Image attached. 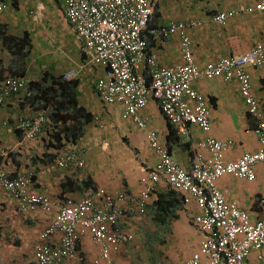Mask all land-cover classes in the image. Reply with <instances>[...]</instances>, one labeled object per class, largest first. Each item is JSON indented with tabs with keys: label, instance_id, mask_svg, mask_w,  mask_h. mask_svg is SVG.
<instances>
[{
	"label": "crops",
	"instance_id": "obj_1",
	"mask_svg": "<svg viewBox=\"0 0 264 264\" xmlns=\"http://www.w3.org/2000/svg\"><path fill=\"white\" fill-rule=\"evenodd\" d=\"M2 1L6 6L0 12V92L8 77H24L26 82L0 102V146L7 152L0 160L1 168L10 177L31 174L30 191L45 193L55 205L78 201L89 191L114 198L122 195L123 200H116L123 209L117 226L133 237L111 251L116 264L141 260L147 264H180L192 256L199 250L204 231L196 220L200 208L194 199L186 200L184 190L160 178L144 211L137 207L143 187L140 178L158 159L147 133L155 131L171 158L185 170L192 165L197 142L208 136L229 141L224 154L227 160L256 151L260 142L254 128L259 120L264 121V63L247 67L260 117L248 111L236 79L212 77L192 82L209 108V131L195 124L180 130L163 116L153 99L139 112L146 123L142 128L124 114L120 103H106L99 97L95 83L103 74V67L87 60L81 40L65 16L66 0ZM151 1L153 13L144 36L148 52L157 53L159 65L182 61L179 35H157L150 30L179 21L188 25L194 57L200 65L240 55L255 43H264V14L245 11L256 0ZM229 9L240 12L223 25L212 20L217 12ZM70 70L76 75L64 79ZM60 76L69 85L64 86L62 93L58 84L51 85L49 92L55 101L65 93L73 98L71 103L61 104L64 120L58 123L50 119L46 110L41 131L34 138H27L16 123L36 118L43 110L36 108L31 91L50 85L52 78ZM76 150H80V157L58 165L61 157ZM79 158L84 160L83 165L77 164ZM254 172L253 180L233 174L216 180L225 199L235 202L251 220L264 217V162L257 163ZM100 201L95 199L97 205ZM160 201L164 210L156 217ZM56 212L53 208L45 213L40 207L22 211L18 201L0 187V264H38L34 257L36 246L53 243L60 236L59 232L43 236ZM99 252V245L86 234L78 240L76 253L59 264H93ZM247 263L264 264V257L257 259L252 252Z\"/></svg>",
	"mask_w": 264,
	"mask_h": 264
},
{
	"label": "built area",
	"instance_id": "obj_2",
	"mask_svg": "<svg viewBox=\"0 0 264 264\" xmlns=\"http://www.w3.org/2000/svg\"><path fill=\"white\" fill-rule=\"evenodd\" d=\"M0 0V12L5 9ZM264 14V0H256L253 7ZM238 9L219 11L212 20L223 25L229 17L238 14ZM153 13L151 0H66L65 16L75 28L82 43L83 52L89 62L103 67V74L96 80L95 88L106 103H120L124 114L139 127L146 123L139 112L150 100H156L163 116L180 130L187 124H195L204 131L210 130V111L206 101L192 87V82L203 78L222 77L236 79L239 91L248 111L260 117L257 102L252 93L248 66L264 63V43H255L245 53L229 55L217 61L200 65L192 50V39L187 32L188 25L179 21L151 29L152 34L177 33L180 39L182 61L171 66L158 64L157 53L147 50L144 31ZM193 23L192 25H195ZM147 73V74H146ZM76 71H68L63 78L70 79ZM24 77H8L0 92V102L24 87ZM46 122V110L36 118L20 119L16 128L29 139L34 138L41 125ZM254 132L259 137L260 147L245 153L237 159L224 157L229 141L206 137L197 142V152L189 170L183 169L170 156L167 148L158 139L157 133L149 130L147 140L157 155V162L147 168L140 178L142 189L137 207L142 212L148 196L153 192L160 178L187 193V199H194L200 208L196 217L204 231L199 250L180 264H248L252 252L256 258L264 257V217L251 220L248 213L235 202L225 199L216 180L224 174H233L247 180L255 177L254 166L264 162V121L259 120ZM76 150L61 157L58 165L80 157ZM7 155L0 146V160ZM84 160L77 159L78 165ZM31 174L10 177L0 166V187L18 201L22 211L40 207L48 213L57 209L43 236L59 232L53 243L36 246L34 257L38 264H59L76 253L78 240L91 235L99 245V258L93 264H116L111 251L125 240L131 239L117 224L123 209L113 196L89 191L75 202L55 205L43 193L29 189ZM100 198L97 205L95 199ZM135 264H147L137 261Z\"/></svg>",
	"mask_w": 264,
	"mask_h": 264
},
{
	"label": "trees",
	"instance_id": "obj_3",
	"mask_svg": "<svg viewBox=\"0 0 264 264\" xmlns=\"http://www.w3.org/2000/svg\"><path fill=\"white\" fill-rule=\"evenodd\" d=\"M68 83H70V82L63 80L61 76L58 78H52V83L50 85H43V86L40 85L41 87H36L30 93V98H32L33 101H35V103L37 104L36 108L47 110V113L49 114L50 119L55 120L58 123L60 121H63L65 118V116L62 115V113L60 111L61 110V104L66 103V101L68 103H71V100L73 98L69 97V93H65L66 94L65 96H63V95L60 96L59 101H55L54 100L55 99L54 94L49 92V88L51 87V85L58 84L59 85V88H58L59 93H62L65 90L64 86L69 85ZM49 98H50V100L52 98V100L49 101L48 100ZM48 107L50 110L48 109ZM46 119H47V115H46ZM73 139H75V134H74ZM156 209H157V213H158V215L156 217H159L161 215V214H159V213H161V210H164V206H163V203L161 201L157 203ZM162 216H163V214H162Z\"/></svg>",
	"mask_w": 264,
	"mask_h": 264
},
{
	"label": "rangeland",
	"instance_id": "obj_4",
	"mask_svg": "<svg viewBox=\"0 0 264 264\" xmlns=\"http://www.w3.org/2000/svg\"><path fill=\"white\" fill-rule=\"evenodd\" d=\"M162 251H163V250H162ZM165 253L168 254V252H165ZM181 253H183V252H181ZM161 258H162V259L164 258L166 261H169V259L167 258V256L162 255ZM170 261H171V260H170Z\"/></svg>",
	"mask_w": 264,
	"mask_h": 264
}]
</instances>
